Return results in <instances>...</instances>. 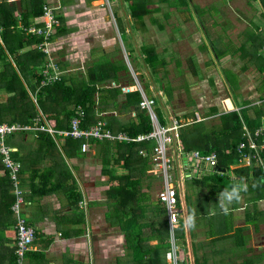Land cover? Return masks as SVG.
Instances as JSON below:
<instances>
[{"label":"crops","instance_id":"crops-1","mask_svg":"<svg viewBox=\"0 0 264 264\" xmlns=\"http://www.w3.org/2000/svg\"><path fill=\"white\" fill-rule=\"evenodd\" d=\"M0 1L11 7H16L19 15L25 6L32 5L30 0ZM149 1L150 6H158L161 9L160 5L154 6V3H151L152 0ZM158 2L168 4L161 0ZM260 2L262 4L261 0ZM46 3L57 7L56 13L61 20V25L56 28L52 51L63 76H67L68 79L76 76L79 79L87 73L95 61L109 56L112 61L117 62L118 66L124 63L128 66V70L119 69L122 84L129 83L122 86H132V91L143 89L145 93V88L148 87L151 92L149 96L154 95L157 99L163 97L167 100L166 93L161 88V82L156 83L154 77H151L152 83L146 84L149 82L142 72V69L147 70L143 59L135 58L133 54L135 50L139 52V47L143 43L155 45L158 53L168 62L169 75L164 79V82L171 81L174 85L169 68L170 60L164 54L166 51L172 52L169 49L162 52L154 42H145L143 35H141L142 42H138L137 36L140 31H136L134 34L130 29V21H133V17L127 2L124 3L123 0H44V5ZM114 4H120V11L124 15L122 20L124 23L126 20L128 22V27L127 24L122 23V28L132 35L128 45H124L119 30L118 34L111 35L110 31H107L109 28L111 30L110 9L112 10ZM159 10L155 12L154 16L158 17L156 13ZM165 14L168 16L169 12ZM113 16L116 21L117 16L114 14ZM149 18L151 19V16H148L147 24ZM34 22H41V17L34 18ZM191 22L186 23L182 14L180 29ZM158 29L160 32L156 36L160 37L164 27ZM119 38L123 43L125 55H123L118 42ZM196 48L198 49L197 59L199 62L201 60L200 53L208 54L204 63L205 68L196 67L198 64L193 58L196 66L191 69L197 78V87H201L199 82L205 84V81L207 84L215 85L212 91L219 100L218 102L211 101L207 104L208 108H200V104L191 108L196 106L194 100V105L188 108L193 109L190 112L194 111L195 121L206 120L208 125L217 124L220 122L221 114L231 110L241 112L242 107H248L245 103L246 100H252V104L262 103L261 93L257 90V86L264 75L256 70L255 66H251L247 71L240 70L243 63L239 59V67L237 65H231V67L240 73L238 76L241 77L242 84H244H240L242 86L238 89L239 93L243 95L241 99L244 104L237 105L235 108L232 103V106L229 107L230 104L227 102L232 97V90L230 89L232 94L229 93L228 96L221 93V89L228 80L224 74V67L220 68L221 72L216 71L214 75L211 73L207 75L204 70L207 66L214 65V62L232 59V56L227 54L223 59L218 60L210 46L204 48L201 44V47L197 45ZM235 53L238 54V52ZM130 55L133 57V62ZM187 57L185 58L186 62ZM171 59L177 61V66L181 62L180 58L177 59L174 56H171ZM187 66L189 67V65ZM214 69L213 71H215ZM175 71L181 76L184 75V70H182V74L178 72V67ZM147 73L149 74V72ZM142 74L143 79L140 77ZM246 76L252 78L249 84L244 81ZM248 86L252 88L250 95L243 92ZM176 91L177 89H175V95ZM122 93L121 96L125 97L126 92ZM214 108L216 112H213ZM110 113L117 114L116 111ZM110 113L100 114L104 116L105 122ZM171 113L179 115L173 110ZM135 114L136 112L133 111L132 115ZM192 119L193 115L185 119V122H192ZM259 125H264V116ZM33 128L35 129V126H30V129L26 130L31 131ZM53 138L56 142L55 145H45L36 141V135L30 133L26 134V139H20L18 135H15L12 137L11 143H8L12 148V158L15 159L12 154L15 152V157L17 159L19 157L22 164L21 187L26 199L32 202L25 204L24 215L36 229V238L32 243L31 250L27 253L25 264H124V261H135L134 252L136 249H134L133 237L135 232L138 233L140 230L143 237L147 238L144 241L146 249L155 247L167 234V230L171 234L168 213L164 204L159 201V192L164 188L163 178L150 173L151 167L139 183L134 178L121 180L125 185L130 186L129 189L122 190L127 196L124 199L123 193L119 192L118 187H111L116 183L118 186L120 180L117 177L114 180L111 179L112 173L108 172V170L110 172L112 170L114 176L124 174L125 168L120 167L123 166L124 161H121L119 165L114 164L115 157L113 155L107 157L108 151L96 143L92 144L91 150L88 152H84L82 149L76 151L70 145L66 150L65 137L58 135ZM1 156L0 264H16V216L11 209L15 194L3 165V156L2 159ZM108 158L111 162L106 163L105 160ZM245 164L246 162L232 164L230 170L217 168V172L213 175L187 179L190 181L186 185H184L186 179H183L182 183L179 182L181 204L184 201L188 220L192 222L189 226L194 257H197L200 264H264V187L259 186L258 188L253 184L252 178L241 177L234 173L232 168ZM138 175H142L141 171L135 175L136 178L139 177ZM112 181L115 184H112ZM245 185L247 190L243 191ZM123 187L121 186V188ZM233 187L241 189V200L231 203L229 213L224 215L220 209L222 194L230 192ZM83 199H86L89 204L88 216L80 206ZM182 210H184L183 206ZM123 212L126 213L124 218L126 222L120 218L123 216ZM178 230L179 227L175 230V235L178 234ZM186 238L189 251L187 232ZM176 244L181 250L185 249L184 241L181 238H177Z\"/></svg>","mask_w":264,"mask_h":264},{"label":"trees","instance_id":"trees-1","mask_svg":"<svg viewBox=\"0 0 264 264\" xmlns=\"http://www.w3.org/2000/svg\"><path fill=\"white\" fill-rule=\"evenodd\" d=\"M161 1L178 8L182 14L184 8L189 7V0ZM261 1L264 4V0ZM30 2L32 5L25 6L21 11V15H19L16 7H11L7 3L0 1V26L3 28L2 39L4 41V46L0 45V123H17L22 126L28 125L34 127L39 124L35 119L43 115L45 120L42 119L41 123L47 122L55 130L69 129L71 120L76 114V108L81 105L86 110V117L82 127L88 128L99 119H103L104 116L100 114L104 112L110 113L116 111L117 114L110 113L106 120L107 126L112 130L116 132L125 131L133 136L151 132L154 129L151 117L147 110L140 107L142 100L141 91L137 89L125 93V97L121 96L123 94L122 85L129 84H122L119 77L120 68L128 70V66L125 63L118 66L117 62L112 61L109 56H105L95 61L87 70V73L83 74L79 79L76 76L68 79L67 76L62 75L61 79L56 82L51 84L42 83L44 77L41 75L40 70L47 63L46 54L39 48L42 38L23 30L20 24L24 26L35 24L34 18L42 17L44 13V0H30ZM123 2L128 3L130 14L133 17V21H130L132 33L135 34L136 31L143 33L148 30V16H151L153 23L164 27L160 19L154 16L160 7L150 6L149 0H123ZM205 10L213 15L219 11V6L214 4L210 10L205 8L204 12ZM186 15L184 17L186 23L193 20L191 14ZM216 21L214 17L208 22L205 19L206 23L202 21V26L205 28L206 39L210 41L216 58L221 60L228 52L224 50L222 36L215 28ZM240 39V43H242L241 48H245L251 52L250 54L246 52L247 61L244 62L242 70L247 71L251 66H255L256 70L264 75V35L262 31L259 28L248 27L243 31ZM202 45L204 48L209 47L207 42H204ZM257 47L263 48V52L258 54L257 50H255ZM138 53L143 59V64L149 75L152 78L157 75L162 80L161 88L166 93L167 100L163 97L160 99L156 98L157 103L161 102L165 104L168 101L172 104L176 98V87L171 81L164 82V79L169 75V70L167 69L168 62L158 53L156 46L153 44L143 43L139 47ZM187 62L190 67L194 68L192 56L187 57ZM181 65L182 63L179 62L178 72L183 74ZM140 77L143 79V74ZM113 82L117 84L113 85ZM132 82L135 81L132 80ZM229 83L232 89H234V93L237 92V89L240 87L239 82L235 81L233 83L230 79ZM257 90L261 93V104H252V100H246L245 103L248 107H242L241 112L231 110L221 114L219 117L220 122L217 124L208 125L206 120L195 121L194 111L178 115V117L184 120L193 115V121L185 123L179 129V140L182 146L187 151L217 152L219 159L218 168L222 170H230L232 164L240 163L242 157L237 147L243 139L242 120L244 119L250 130L254 132L260 126V121L264 116V78L257 86ZM192 105H194V100H190L187 107H191ZM133 111L136 112L135 115L131 114ZM214 111L216 112L215 108ZM158 118L162 124L167 123L166 118L159 115ZM30 133L36 135V141L45 145L56 144L55 139L48 131L34 128L31 131L22 130L8 135L6 143H11L12 137L15 135H18L20 139H26V134ZM92 142L102 145L108 151L107 157H112L113 155L115 157L114 164L119 165L121 161H124L123 166H120L121 168H125L126 172L124 174L114 176L113 171L111 170L110 172L108 170L110 174L112 173L111 179L113 178L114 180L117 177L120 180L118 186L113 181L112 184L115 185L111 186L118 187L119 192L127 190L130 187L125 185L121 180L134 178L139 183L152 165L155 140L127 143L106 139L101 141L92 139ZM82 143V139L68 136L65 137L64 145L66 150L70 145L76 151H79L81 150ZM142 150H145L147 154L144 155L141 152ZM12 154L16 160L20 161L19 157L18 159L15 157V152ZM105 162L108 163L111 160L108 158ZM232 169L238 176L252 178L253 184L257 185L258 188L259 186L264 187V171L255 160L252 165L249 163ZM5 171L8 175V170ZM140 171L142 175H138L139 177L136 178L135 175L140 173ZM19 176L21 177V172ZM121 186L124 187L121 188ZM124 192L122 191V197L125 199L127 196ZM122 215L120 218L126 222L124 219L126 213L123 212ZM170 235V232L167 230V234L161 238L155 247L146 249L144 241L147 238L143 237L140 230L138 233L135 232L133 236L135 242L134 249H136L134 252L135 261H139V264H167L166 253L172 247ZM175 236L176 238H181L185 244V249L180 251L181 258L179 264H191L183 220L181 221L178 234ZM195 263L200 264L197 257L195 258Z\"/></svg>","mask_w":264,"mask_h":264},{"label":"built area","instance_id":"built-area-1","mask_svg":"<svg viewBox=\"0 0 264 264\" xmlns=\"http://www.w3.org/2000/svg\"><path fill=\"white\" fill-rule=\"evenodd\" d=\"M57 7L46 3L44 5V13L41 17V22L24 26L20 24L23 30L31 34L38 35L42 38L39 48L46 54V66L40 70L44 77L43 84H51L61 79L62 71L53 55L52 44L56 28L61 25L59 15L56 13ZM3 28L0 26V45L4 46L2 39ZM113 85H116L113 82ZM132 86H122L124 92L132 91ZM142 100L140 102L141 109L148 111L154 129L149 133L139 134L133 136L125 131L115 132L107 126L103 119H99L95 124L88 128L82 127L83 121L86 117V110L79 105L76 108V114L73 116L69 129L55 130L47 122L41 123L45 117L42 115L35 119L38 126L35 129L48 131L54 137L60 135L62 137H73L75 139H82V151L88 152L91 150L93 140H110L114 142H141L146 140H155L156 144L152 153V165L149 172L163 178L164 188L159 192V199L165 205L168 211L172 247L167 252V264H179L181 249L177 246L175 237V230L181 224L183 217L180 206V194L178 187L179 182L183 179L203 178L207 175H213L217 172L219 159L216 152H203L201 150L187 151L179 140V129L186 123L181 117L170 113L171 123L162 124L159 121L158 114L155 110L157 105V97L147 95L143 89ZM198 119L200 117L198 116ZM243 122V139L239 143L237 150L241 155L240 162L252 163L255 160L264 171V125L259 126L254 132L250 130L247 123ZM30 129L28 125L0 123V152L3 156V163L5 169L8 170V175L11 180L15 200L11 206L12 211L16 216V245H15V263L25 264L27 253L31 250L33 241L36 238V229L28 221L24 215L25 204H31L30 200L25 197L24 190L21 187L20 172L22 164L11 156L12 148L6 143V137L20 130ZM172 134V138L168 134ZM144 155L147 154L145 150L141 151ZM184 161V163H183ZM173 164L177 166L176 173H172ZM264 180V177H263ZM81 208L88 216L89 204L86 199L80 202Z\"/></svg>","mask_w":264,"mask_h":264},{"label":"rangeland","instance_id":"rangeland-1","mask_svg":"<svg viewBox=\"0 0 264 264\" xmlns=\"http://www.w3.org/2000/svg\"><path fill=\"white\" fill-rule=\"evenodd\" d=\"M249 2V3H248ZM251 2V3H250ZM254 5H253V3ZM151 3H154V6L157 4L161 6V9L156 13L158 15V18L161 19V22L164 25V30L161 31L160 37L156 36L159 31L158 28H161L159 24H153L151 19H148V31L145 33H138L137 36L138 42H142L143 38L145 42H154L160 47V50L162 52L166 50H171L172 53L165 52L164 54L167 56L169 62V68L171 71V77L174 82V85L176 86V98L173 101V103H169L168 101L165 102V104H162L161 102H158L155 106V110L158 113L159 116L166 118L168 123H171L169 119V113L173 110V112H177L179 115H183L186 112H190V110L187 107V104L190 100H195L196 106H192L191 108L197 107V104H200V108L207 107V104H209L211 101L218 102L219 99H217V95L213 93L212 89L213 86L215 88V85L207 84L205 81L204 83L199 82V86L197 87V78L194 76V73L191 69V67L187 66V62L185 58L188 55H192L193 58L196 61V64H198L196 67L199 66V68H205L204 63L205 59L208 58V54L206 52L200 53V62L199 59H197V45L201 47V44L204 42H207L208 45L212 48V45L209 40L203 36V33H205V28L202 26V21L204 23L210 21L212 17L216 18V30L219 31V33L222 36V40L224 41L223 48L228 52L227 54H230L232 56V59H223L222 61H219L217 63L214 62V65H210L206 67V70H204V73L207 75L216 74V71H219L221 67H224V74L225 77L231 79L233 83L235 81H238L239 84H242L241 77L238 76L240 73L237 72L231 65H237L239 67V62L244 64V62L247 61L246 59V52L250 54L251 52L249 50H246L245 48H241L242 43H240L241 39L240 36L243 33V31L248 28H259L262 31V34L264 35V4H261L260 0H189V7H185L183 10L184 17L186 14H191L193 16V20L190 24L185 25L184 27H181V12L179 9L170 6L169 4H163L158 2V0H152ZM219 6V11L214 13L213 15L210 14V12H204V9L210 10L213 5ZM111 11V34H118V30L121 34V38L124 42V45L127 44L129 40L132 38L131 33H127L126 29L122 28V23L124 21L122 18H124L123 12L120 11V4H114L112 6ZM113 11V12H112ZM169 12V15L167 16L165 13ZM256 13V14H255ZM114 15L117 16V23L118 27L116 25V21L114 20ZM187 17V15H186ZM256 18V19H255ZM206 19V22H205ZM126 20V19H125ZM124 24L128 25V22ZM113 28V31H112ZM199 34V35H198ZM145 36L142 38V36ZM206 39V40H205ZM205 40V41H204ZM204 41V42H203ZM119 44L121 46V50L124 54V47L121 39L119 38ZM260 46V44H259ZM258 46V47H259ZM256 48L258 54L260 52H263V48ZM138 50L134 51L135 58H140L137 52ZM252 51V49H251ZM235 52H238L236 54ZM171 56L176 57L177 59L180 58L182 65L181 69L184 70V75L178 74L175 70L177 69V61L172 60ZM133 62V57H131ZM217 59V58H216ZM240 59V61H239ZM262 61V58H261ZM142 63V62H141ZM242 64V66H243ZM177 66V67H176ZM216 69H214L215 67ZM242 66L240 70H242ZM213 69L215 71H213ZM223 71V70H222ZM142 72L145 75V78L148 80L149 83H146L147 85H150L152 83L151 76L147 73L148 71L145 69H142ZM221 72V71H219ZM156 83L162 82V80L156 75L154 77ZM250 76L245 77V82H248V84L251 81ZM212 79H210L211 81ZM213 82V80H212ZM204 84V85H202ZM244 85V84H242ZM241 85V86H242ZM240 86V87H241ZM239 87V88H240ZM238 88V89H239ZM154 89V88H153ZM230 89L232 90L233 94L230 92ZM237 89V92L234 93V89H232L230 83L228 80H226L224 87L221 89V93L223 95H229L231 93L232 97H230L229 101L227 102L229 107H231L232 103L235 105V108L237 105L244 104V101L241 99L243 96L241 93H239ZM252 88L250 86L245 87L244 93L245 94H252L250 92ZM146 93L149 95L151 92L148 87L145 88ZM204 98L202 99V97ZM221 104V103H219ZM172 105V106H171ZM173 108V109H171ZM208 108V107H207ZM180 110V113H179ZM135 112V111H134ZM133 112H131L132 114ZM36 127V126H35ZM168 137L172 138V134L169 133ZM184 163V161H183ZM177 166L173 164L171 172L176 173ZM190 180H184V185H186ZM180 191V187H179ZM161 202V201H160ZM189 202V201H188ZM163 204V203H162ZM165 206V205H164ZM182 209V207H181ZM183 211V210H182ZM168 213V211H167ZM143 214V213H142ZM124 264H139V261H124Z\"/></svg>","mask_w":264,"mask_h":264},{"label":"clouds","instance_id":"clouds-1","mask_svg":"<svg viewBox=\"0 0 264 264\" xmlns=\"http://www.w3.org/2000/svg\"><path fill=\"white\" fill-rule=\"evenodd\" d=\"M247 190V186L245 185L243 187V191ZM241 200V189L239 187H233L230 192H225L222 194V200L220 203V209L224 215H227L229 213V205L231 203L239 202ZM180 206L182 207L181 200H180ZM183 214V211H182ZM214 214V213H213ZM181 221H184V217L180 219ZM191 221H189V225L191 226ZM185 224V221H184ZM181 225V224H180ZM180 227V226H179Z\"/></svg>","mask_w":264,"mask_h":264},{"label":"water","instance_id":"water-1","mask_svg":"<svg viewBox=\"0 0 264 264\" xmlns=\"http://www.w3.org/2000/svg\"><path fill=\"white\" fill-rule=\"evenodd\" d=\"M250 164L252 165V158L250 160ZM182 206H183V217H184V221H185V228H186V232H187V237H188V242H189V256H190V261L191 264H196L195 263V257H194V251L192 248V243H191V236H190V226H189V220H188V214H187V210H186V205L184 203V201L182 202Z\"/></svg>","mask_w":264,"mask_h":264}]
</instances>
